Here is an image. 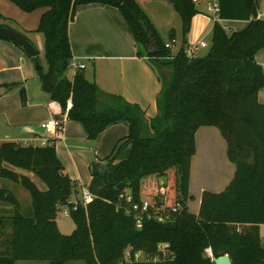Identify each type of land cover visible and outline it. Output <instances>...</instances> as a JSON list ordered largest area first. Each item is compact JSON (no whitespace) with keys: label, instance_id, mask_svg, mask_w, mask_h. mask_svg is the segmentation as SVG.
<instances>
[{"label":"trees","instance_id":"1","mask_svg":"<svg viewBox=\"0 0 264 264\" xmlns=\"http://www.w3.org/2000/svg\"><path fill=\"white\" fill-rule=\"evenodd\" d=\"M9 1L25 12L44 9L35 30L44 35L45 67L36 72L41 90L66 118L82 124L91 142L120 121L127 124L128 133L106 157L90 161L89 190L95 198L85 206L79 202L76 209L70 200L79 199L80 189L57 155L54 139L46 145L0 143V178L20 185L31 198V210L24 214L17 195L0 188V205L8 206L0 208L6 211L0 213V264L21 260L214 264L205 253L208 247L212 256L228 254L232 264H264L259 234V225L264 224V103L257 99L258 90L264 88V73L255 60L264 49V18H257L256 0H217V18L248 20V24L227 34L215 21L203 56L186 55L184 46L171 55L136 0ZM169 1L181 19L185 43L191 19L199 10L193 0ZM91 3L120 10L132 32L136 55L146 56L158 71L157 113L150 120L139 104L103 92L88 81L83 69L75 70L71 79L66 76L72 58L69 23L79 6ZM173 38L170 32L168 39ZM21 97L25 98L23 90ZM201 126L220 130L235 170L222 191L202 192L199 211L193 214L186 203L195 132ZM30 174L45 188L40 189ZM163 176L164 186L159 183ZM119 183L122 187L117 189ZM126 192L134 200L146 194L166 209L180 202L181 208L170 212L166 221L144 218L136 227L135 216L117 208L126 206L119 198ZM60 207L69 208L75 224L70 234L58 229ZM159 243H168L165 260L124 262L127 248L153 255Z\"/></svg>","mask_w":264,"mask_h":264},{"label":"crops","instance_id":"2","mask_svg":"<svg viewBox=\"0 0 264 264\" xmlns=\"http://www.w3.org/2000/svg\"><path fill=\"white\" fill-rule=\"evenodd\" d=\"M136 1L156 27L164 42L169 40V33L174 32V42L169 49H175V51L170 52L171 55L175 54L181 46H184L185 49L199 42L190 44L189 36H186V41L183 43L181 19L169 0ZM208 1L210 0L195 2L203 3V6L196 5L199 14H208ZM256 2L257 18H264V0H256ZM43 11L44 9H36L32 12H25L9 0H0V14L11 19L12 26L10 28L20 32L28 40L34 36L39 39L38 33L40 32L35 29ZM198 13L191 19L190 33L205 31V27L206 30L209 27L207 20L199 19ZM211 17L213 24L215 21L221 23L220 25L224 30L227 28L231 33L245 28L248 24V20L214 19L213 16ZM180 29L181 34H179ZM68 36L72 57L85 63L86 66L83 71L88 81L96 83L103 92L121 95L125 100L139 104L145 111L148 120L156 115V98L161 87L158 71L146 56L136 55L132 32L118 8L100 3L79 6L74 19L69 23ZM206 47H208L207 44ZM201 48L205 47H199L197 51ZM206 52L203 54L205 55ZM28 58L32 59L13 41L0 38V143L32 139L34 145H39L43 139H46L47 142L54 139L56 153L63 161L68 175L78 183L79 189L81 186L87 187L83 183V173L75 163L71 164L74 161L72 151L68 149L69 145L72 144L71 146L74 148L78 147L77 149L84 150V147L81 148L77 144H80L79 141L86 140L91 143L89 148L93 149L94 158L98 159L96 151L104 150L105 153L109 154L121 137L127 135L128 126L123 121L111 124L98 135L94 142L89 141L86 131L84 132V129L77 122L67 119L59 105L50 100L47 93L42 91L40 87L41 93L29 87L30 81L34 82L35 78H32ZM255 60L264 73V49L255 54ZM32 61L34 63V60ZM34 69L37 71L36 67ZM74 72L75 70L72 69L71 74H68V71L65 74L71 79ZM9 83L18 85L10 86ZM21 90L24 92V99L21 97ZM257 99L260 103H264V88L258 90ZM9 102L12 105L7 109ZM51 117L63 121L62 131L55 135L45 132L40 127L41 122ZM219 136L214 126H201L195 132V153L190 161L189 195L190 190L198 188V195L201 198L204 190L208 189L207 191L215 192L222 189L217 188V185L223 184L220 182L224 181L225 184L230 182L231 176L208 180L202 165L207 164V162L201 163L202 153L206 155L208 152L211 154L216 151V154H223V145ZM229 167L231 168V175L232 171L234 174V164V168L231 165ZM226 170L229 171V169ZM30 175L32 178L35 177ZM87 177L90 184V172ZM0 208H8V206L0 205ZM198 211L190 213L197 214ZM262 228H264V224L259 225L260 238L264 243ZM25 261H17L16 264H29Z\"/></svg>","mask_w":264,"mask_h":264},{"label":"rangeland","instance_id":"3","mask_svg":"<svg viewBox=\"0 0 264 264\" xmlns=\"http://www.w3.org/2000/svg\"><path fill=\"white\" fill-rule=\"evenodd\" d=\"M196 5L203 6V3H201V2L200 3H196ZM208 14L207 13H200V14L198 13L199 19L207 20L208 26H209L207 28V30H206V27H205V31H197V32H195V34H194V32L190 33L191 26H192V22H191V26H190L189 32L187 34V36H189L188 40H189L190 44L194 43V42H197V41H200V40H203V41H205V43L208 46V47L199 49L195 56H203L204 55L203 53L206 52V50L209 48V45H210V42H211V33H212L211 32V30H212L211 27H212V24H213V20L211 19L212 18L211 16H213V12L208 10ZM11 22H12L11 19H8L6 16L1 15L0 24H2L3 26L7 25V26L10 27V26H12ZM224 31L227 34H231V32H229V29H227V28ZM179 34H181V29H180V33ZM38 35H39V39H38V37L34 36V37H32L31 40L30 39L29 40L34 45L35 49L39 52V54H38V56L36 58L41 63V65L43 67H45L44 36H43L42 33H38ZM173 51H175V49H170L171 53H173ZM28 61L30 63L29 67H30V69L32 71V75H33L32 78L33 77L35 78L34 82L32 80L30 81L29 87L32 88V89H35V91L40 92V88H39L40 85H39L37 72L34 69L35 64L33 63L31 58H28ZM67 71H68V74L72 73V69L71 68H69ZM163 71H164V73L167 74L169 70L164 67ZM32 78H30V79H32ZM9 84H13V83H9ZM11 105H12L11 102H9V105H8L7 109L10 108ZM73 122H76V121H73ZM77 123L84 129V132H85L84 126L82 124H80L79 122H77ZM0 125H1V123H0ZM215 129H216V131H218V133L220 135L219 137H220V139L222 141L224 152H223L222 155H219L220 154L219 152H218L219 154H216V151H215V153H211V154H210V152H208L206 155L204 153H202V155H203L202 157L204 159L203 158L201 159V163L203 161L207 162V164H202V165H203L204 171H206V175H207L208 180L214 179L216 177L217 178L218 177H222L223 178V177H226V176H228V178H229V176H231L230 179H229V180H231V178L233 176V171H232V175H231V168L229 167V165H231L233 167V164H232V162L229 160V158L227 156L226 140L222 136L220 130L217 127H215ZM121 138H123V137H121ZM79 143L80 144H77V145H79V147H81V148L84 147L85 148L84 150L83 149L79 150V149H77L78 147L74 148L73 146H71L72 144H70L69 145L70 147H68V149L72 151V156H73V161H74V162H71V164L73 165L75 163L77 165L78 169L84 175L83 183L85 184V186L89 187L90 184H89L88 177H87V176H89V171H88V168H87V164H89L90 161L93 160L94 151H93L92 148H89L91 146L90 142L85 140V141H82V142L79 141ZM96 149H98V146H96ZM96 152L98 154V159H102V158H104V157H106L108 155L107 153H105L106 151L104 152V150H101V151L97 150ZM65 153L67 155V152H65ZM226 169H229V171H227ZM220 175H223V176H220ZM32 179L34 180V182L36 183V185L40 189H44L45 188V185L37 177H33ZM220 183H223V184H221L219 186L217 185V188H222V189L216 190V191H222L225 188L226 184H227V182L225 184L224 181L220 182ZM0 188H7V189L11 190L12 192H14L17 195V197L20 199L21 206H22V212L24 214H27L31 210V198H30V195H29L28 191L25 190L23 187H21L20 185L15 184V183L7 180V179L0 178ZM209 190H211V189H209ZM190 195L191 196L189 197V199H188V201L186 203V208H187V210L189 212H197L199 210V206H200V195H198V188L197 189L193 188L192 190H190ZM141 198H150V196H148L146 194H143V195H141ZM63 210H64V207H60L57 210V215H56L57 226H58L59 230L63 234H70L74 230L75 224H74V222H73V220H72V218L70 216L63 215ZM0 213L5 215L6 211H4V212L1 211ZM262 230L264 231V228H262ZM207 250L211 251V248H209V247L206 248L205 253L208 254ZM211 253H212V251H211ZM25 262L29 263V264H46V262H43V261H25ZM65 264H84V263L81 262V261H69V262H66Z\"/></svg>","mask_w":264,"mask_h":264},{"label":"built area","instance_id":"4","mask_svg":"<svg viewBox=\"0 0 264 264\" xmlns=\"http://www.w3.org/2000/svg\"><path fill=\"white\" fill-rule=\"evenodd\" d=\"M198 1V0H193ZM208 10L213 12V18H217V13L219 11V5L217 0L208 1ZM174 38L165 42V47L170 48L173 44ZM199 47H206V43L204 41H199L189 47L185 48V53L188 56H194L197 49ZM85 63L78 61L76 58L72 57L69 61V68L73 70L84 69ZM40 127L47 133L55 135L62 131L63 121L57 118H48L40 123ZM23 145H34L32 139H24L21 141H16ZM47 140L43 139L39 143V145H46ZM95 198V195L89 190V188L81 186L80 187V196L79 199L70 200L73 209H76L78 203L80 202L85 206L89 202H91ZM121 200H124L126 206L117 205L118 209H124L126 213L133 214L135 216V225L136 227H140L142 225V221L144 218L155 217L158 221H166L168 219V214L179 211L181 208L180 202H176L173 206L166 209L164 205H157L152 197L150 198H139L138 200H134L133 195L131 193H123L120 194L119 197ZM69 208L64 207L63 215L69 216ZM168 243H159L156 247V251L153 255L146 254L144 251L137 250L132 251L130 248H127L123 253L124 262L128 261H157V260H165L169 256V252L167 250ZM208 251V255L212 258V253L210 250ZM118 264H123L120 261Z\"/></svg>","mask_w":264,"mask_h":264},{"label":"water","instance_id":"5","mask_svg":"<svg viewBox=\"0 0 264 264\" xmlns=\"http://www.w3.org/2000/svg\"><path fill=\"white\" fill-rule=\"evenodd\" d=\"M0 38L8 39L10 41H13L17 44H19L21 47H23L28 55L30 57L34 58V63L36 69H39L42 67V65L39 63L38 59L36 58L39 54V52L35 49L34 45L20 32L8 27L0 25ZM167 178L165 176L160 177L159 183L160 185H166ZM122 187V183H119L117 185V189H120ZM212 261L214 264H232L231 258L228 254H224L221 256H212Z\"/></svg>","mask_w":264,"mask_h":264}]
</instances>
